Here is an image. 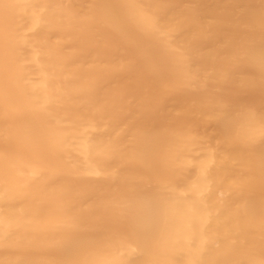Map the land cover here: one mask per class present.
I'll use <instances>...</instances> for the list:
<instances>
[{
    "label": "bare ground",
    "instance_id": "6f19581e",
    "mask_svg": "<svg viewBox=\"0 0 264 264\" xmlns=\"http://www.w3.org/2000/svg\"><path fill=\"white\" fill-rule=\"evenodd\" d=\"M0 264H264V0H0Z\"/></svg>",
    "mask_w": 264,
    "mask_h": 264
},
{
    "label": "snow or ice",
    "instance_id": "6c2138e0",
    "mask_svg": "<svg viewBox=\"0 0 264 264\" xmlns=\"http://www.w3.org/2000/svg\"><path fill=\"white\" fill-rule=\"evenodd\" d=\"M75 247L76 245H70L68 249L69 253H71L75 249Z\"/></svg>",
    "mask_w": 264,
    "mask_h": 264
}]
</instances>
